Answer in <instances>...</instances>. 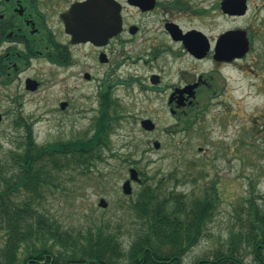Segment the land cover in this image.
<instances>
[{"label":"rangeland","instance_id":"rangeland-1","mask_svg":"<svg viewBox=\"0 0 264 264\" xmlns=\"http://www.w3.org/2000/svg\"><path fill=\"white\" fill-rule=\"evenodd\" d=\"M249 23L253 22L239 19L237 25L245 27ZM262 54L264 38L256 41L253 52L245 60L221 70V83L226 84L221 101L212 98L209 92H201V105L182 119L173 117L169 111L173 87L180 86L185 71L196 79L216 71L219 67L214 61L205 62L206 70H72L68 73L62 70L61 74L42 70L45 82L52 75L57 81L58 75L68 92L66 96L60 95L56 85L46 84V92L30 96V112L41 114L42 93L44 97L50 94L47 99L50 107L47 106L51 110H57V102L68 96L74 98V107L68 113H53L50 120L43 117L34 120L39 144L84 137L87 131L89 136L93 135L98 94L104 82L105 88L113 86L108 101L118 102L117 113L121 115L113 123L103 159L96 161L85 176L76 169H68L72 172L54 178L42 206L69 229L107 226L119 234L128 250L135 236L147 229L133 207L145 184L133 183L131 196L122 190L130 168L137 169L147 184L161 185L165 193H184L189 198L202 195L206 187L215 183L220 205L206 236L185 256L184 264H195L203 257L213 258L234 224L237 205L244 204L252 193L264 195V133L260 128L264 125V67L249 69ZM84 72L92 74V82L84 80ZM117 72L125 86L114 85ZM152 73L161 76L158 85L150 82ZM224 75L228 77L226 83ZM145 117L157 124L154 132L141 127L140 121ZM187 122L193 123L187 126ZM20 132L7 120L0 123V156L13 147L12 140ZM154 141L161 143L160 149L154 148ZM101 198L109 204L106 209L98 206Z\"/></svg>","mask_w":264,"mask_h":264},{"label":"flooded vegetation","instance_id":"flooded-vegetation-1","mask_svg":"<svg viewBox=\"0 0 264 264\" xmlns=\"http://www.w3.org/2000/svg\"><path fill=\"white\" fill-rule=\"evenodd\" d=\"M246 18L253 23L239 27L238 20ZM237 31L246 33L249 52L241 58L218 59V48L227 49L228 44L237 48ZM262 38L264 0H0V123L7 120L24 133L38 117L50 120L57 111L73 109L74 98L68 96L51 110L50 94L42 93L41 114L30 112V96L46 92V84L56 85L60 95L68 92L58 75L57 81L52 75L45 82L42 70L58 74L62 70H206L205 62L214 61L216 71L197 79L185 71L180 86L173 87L169 111L182 119L201 105V92L221 101L226 92L221 70L245 60ZM260 57L249 69L264 67V55ZM83 78L93 81L89 72ZM149 79L152 85L162 81L157 73ZM224 79L226 83L228 77ZM196 83L200 85L195 98L176 94L170 102L176 90ZM114 85H126L118 72ZM111 87L105 88V82L100 87L96 124L121 118L118 102L109 105ZM145 119L151 118L140 122Z\"/></svg>","mask_w":264,"mask_h":264},{"label":"trees","instance_id":"trees-1","mask_svg":"<svg viewBox=\"0 0 264 264\" xmlns=\"http://www.w3.org/2000/svg\"><path fill=\"white\" fill-rule=\"evenodd\" d=\"M114 122L117 119L100 121L91 136L46 145L37 142L33 122L17 133L13 147L0 156V264H184L206 236L220 205L215 183L189 198L165 193L161 185L144 179L133 207L147 229L135 236L128 250L107 226L69 229L42 206L54 178L72 169L85 176L103 159ZM260 128L264 133V125ZM221 247L213 258L195 264H264L263 194L252 193L237 205Z\"/></svg>","mask_w":264,"mask_h":264},{"label":"water","instance_id":"water-1","mask_svg":"<svg viewBox=\"0 0 264 264\" xmlns=\"http://www.w3.org/2000/svg\"><path fill=\"white\" fill-rule=\"evenodd\" d=\"M233 34V33H232ZM237 34V48H230V44H228L227 49H217L218 54L216 55L218 59H234L236 57L241 58L244 55L247 54L249 51V41L247 39L246 33L242 31H237L234 32V35ZM112 36V33L110 34ZM230 36V35H229ZM228 56H227V55ZM226 55V56H224ZM87 78H89V75H86ZM157 78V77H156ZM199 83H196L194 85L188 86L184 89L181 90H176L171 97L170 102H173V99L175 98L174 96L176 94H184V93H189L190 97L195 98L196 97V92L195 89L199 87ZM2 120V117L0 115V121ZM142 127L147 130V131H154L156 129V124L151 120V119H145L141 122ZM154 147L156 149H159L161 147V144L157 141L154 143ZM133 182H141V178L139 177V172L135 168L130 169V177L129 179L123 184L122 189L125 195L130 196L133 194ZM108 202L106 201L105 198H101L99 201L98 206L100 208L106 209L108 207Z\"/></svg>","mask_w":264,"mask_h":264}]
</instances>
